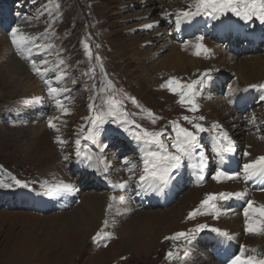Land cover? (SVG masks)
I'll use <instances>...</instances> for the list:
<instances>
[{
    "label": "rangeland",
    "instance_id": "rangeland-1",
    "mask_svg": "<svg viewBox=\"0 0 264 264\" xmlns=\"http://www.w3.org/2000/svg\"><path fill=\"white\" fill-rule=\"evenodd\" d=\"M191 3L192 0H0V264H222L224 260L209 253L208 240H200L212 235L214 242L218 234L209 229L190 241L165 240L166 236L186 232L200 223L236 236L232 241L221 237L215 242V246L222 243L221 259L238 254L242 247L256 249V253L247 254L264 256V236L245 232V201L219 202V219L211 215L187 219L208 192L246 188L249 199L264 204V184L256 178L222 183L209 178L222 165L226 171L235 172L239 168L242 172L243 163L264 155V93L251 87L264 84V47L247 50L244 45L243 54L231 57L224 51L227 47L221 48L216 43L218 35L214 33L205 35L203 40L210 53L197 56L193 45L199 36L179 44L168 34L176 26L170 28L167 18L175 22V13ZM211 19L220 27V36L239 30L249 34L246 27L240 28L241 23L264 33V24L255 18L244 21L228 13ZM191 22L181 23L184 29L180 31L192 30ZM13 28L32 37L24 50L11 43ZM257 33L252 36L254 41L264 37ZM85 43L91 47V58ZM40 45L54 47L45 51ZM27 56L29 61L24 64L22 58ZM42 59L49 63L41 65ZM32 60L47 69L43 76L32 70ZM101 64L116 82L115 93L105 91L107 83L101 75ZM204 73L208 75L205 77ZM58 76L61 79L57 80ZM171 77L184 83L203 77L196 97L198 112H189L178 103V96L161 87ZM216 79L219 82L214 88ZM46 81L68 91L51 97ZM226 81L230 83L228 86ZM112 94L123 101L128 121L135 124L109 118L104 126H112L113 139L98 137L99 143L95 145L82 140L84 151L94 157L102 156L107 163L109 171L103 173V164L101 171H97L76 156L75 140L82 137L81 128L88 124L85 118L91 115L89 104L94 102L98 109L106 108L103 101ZM129 97H135L141 107ZM56 99L62 101L70 115L61 113ZM235 101L239 106L243 102L253 103L250 113L238 114L239 106L232 107ZM149 110L161 118L155 124L148 117ZM185 115H203L206 119L200 123L209 129L213 123H220L235 141V152L221 160L213 151L215 131L201 133L209 148L204 151L208 162L205 184L198 182L196 175V183L187 184L186 177L193 175L190 165L184 170L180 185L173 180L168 184L171 188L178 187L168 206L145 210L136 207L125 191L128 187L134 192L139 190L143 148L156 150V146L136 141L132 132L122 128L140 125L149 131L165 129V142L169 143L167 137L174 136L171 121L191 129L182 119ZM235 115L242 117L237 128L232 127ZM57 117L54 122L59 132L48 124L50 118ZM58 136L67 143L58 144ZM136 148L139 152L134 154ZM245 151L251 152L252 157H245ZM125 160L136 164L132 172L128 171L131 164L126 165ZM71 163L81 164L84 173L79 176H87L83 186L82 180L78 182L71 175ZM209 168L213 171L210 175ZM16 179L27 182L29 187L16 185ZM61 182L71 183L77 190L49 194L50 187ZM112 196L115 201H110ZM147 196L141 193L132 198L137 205H143L141 201ZM105 219L109 220L107 228L103 225ZM101 229L111 239L94 242L92 237ZM82 237L87 240L83 242ZM170 250L176 252L171 261L166 258Z\"/></svg>",
    "mask_w": 264,
    "mask_h": 264
},
{
    "label": "snow or ice",
    "instance_id": "snow-or-ice-1",
    "mask_svg": "<svg viewBox=\"0 0 264 264\" xmlns=\"http://www.w3.org/2000/svg\"><path fill=\"white\" fill-rule=\"evenodd\" d=\"M228 13H231L244 21H252L255 18L264 24V0H192V3L187 8L180 9L175 13V23L177 28H179L181 23H190L198 16H209L213 19H219L221 16L227 15ZM165 15L171 16L173 14L165 13ZM148 27H151V25ZM10 35L11 43L18 50H24L27 48L29 42L32 40L31 36L22 33L19 28H13ZM203 40L204 37L200 36L197 38V42L193 45L196 49L195 54L197 56L201 54L207 56L211 51L203 43ZM187 46L188 45L185 44V47ZM39 47L46 51L48 48L54 46L40 45ZM84 47L87 51V55L91 58L93 53L90 45L85 43ZM40 63L41 65H47L49 61L42 59ZM60 63H63V60H61ZM31 64L32 70L36 72L37 75L43 76L47 71V69L38 67L35 60H32ZM101 69L103 70L102 64ZM207 75V73H204L205 77ZM59 79H61V77L58 76L57 80ZM203 82V77L193 80L190 83H184L180 78L171 77L164 84H162L161 87L167 88L170 92L178 96V103L182 106H186L189 112L196 113L199 111V105L196 101V97L199 95V87L202 86ZM46 83L48 84V95L51 97H59L62 93L68 91V89L52 86L49 81H46ZM251 87L264 89V84L251 85ZM108 90H112L113 93L116 91L115 85L111 80L107 81L105 91ZM129 99H131L132 103L136 104L137 107H141L135 97H129ZM103 103L107 105L106 108L98 109L94 102L89 104V111L91 112V115L85 118L88 121V124L81 128V132L83 133L82 137L75 140V154L77 157H80L87 162L89 167L95 168L97 171H101L100 165L103 164L102 171L103 173H107L109 168L107 163L103 160V157H94L89 152L84 151L82 148V140L90 141L94 145L98 144L100 132L103 126L109 122V118H113L117 122L125 124H135V122L128 121V113L124 110L123 101L117 99L115 94L107 96ZM56 107L60 109L63 115L71 114V112L65 108L64 104L59 99H56ZM148 117L151 118L153 124L156 123L157 119H161L160 117H156L150 110L148 111ZM54 119H58V117L49 119V127L59 132L60 129L57 127ZM182 119L192 126L191 129L182 126L178 121H171L170 125L174 136L169 135L167 137L169 143L165 142V129L149 131L148 129L141 128L140 125H135L137 131L131 133L134 139L138 142H142L146 146H156V150H151L148 147L143 148V156L141 157L142 171L139 175V184L141 187H146L147 189L153 191H162L163 188L172 181L173 173L182 166V161L186 158L191 160V167L196 174L197 181L203 182L208 162L204 151L201 150L197 152V150L201 147L199 143L201 133L215 131L216 143L213 151L221 160H223L227 154L235 152V141L229 136L227 131L223 129V126L220 123H213L211 129H209L200 123L206 119L203 115H185ZM252 122H255L254 118ZM124 131L128 132L129 129L125 127ZM56 142L61 145L67 143V141L59 136L56 138ZM243 155L245 157H252V153L248 151H245ZM65 159H67V157H65ZM124 163L126 165L131 164L128 168L129 172H132L136 167V164L131 163L128 160H125ZM241 178L245 181L256 178L258 182L264 184V155L256 156L249 159L248 162L243 163L242 172H229L223 168H217L211 176V179L217 183L239 180ZM109 183H111V181H109ZM124 183L127 184V181ZM15 184L24 188L29 187L27 182L20 179H16ZM116 186L119 185H114V187ZM76 190L77 189L73 184L61 182L51 186L49 194L61 191L74 192ZM233 199L246 202V206L243 208L245 232L250 235L264 236V204H257L255 200L249 199V192L246 188L241 191L206 193L204 198L199 202V205L188 213L187 219L195 220L198 216L206 215H211L215 219H219L221 215L219 202L231 201ZM115 200V196L110 197V201ZM112 208L113 203L110 202L108 204L109 212H111ZM108 224L109 220L105 219L103 222L104 228H107ZM206 229L219 234L228 241L236 239V236L229 233L227 230H222L218 227H210L207 223H200L186 232L179 231L171 236H166L165 240L179 241L183 239L185 241H190L195 238L196 234L204 232ZM92 239L94 242L100 243L106 239H111V236L101 229L92 237ZM104 246L106 247L107 244L105 243ZM248 252L256 253V249H245L242 247L238 254L230 257L226 256L224 264H264V256L247 254ZM175 257L176 252L171 250L167 252L166 258L168 260L171 261L175 259Z\"/></svg>",
    "mask_w": 264,
    "mask_h": 264
},
{
    "label": "bare ground",
    "instance_id": "bare-ground-1",
    "mask_svg": "<svg viewBox=\"0 0 264 264\" xmlns=\"http://www.w3.org/2000/svg\"><path fill=\"white\" fill-rule=\"evenodd\" d=\"M15 93H16V94L19 93V90H17ZM148 95H149V93H148ZM151 95H153V94H151ZM233 121H234L235 124H233L232 127L237 128V127H238V123L242 121V117H241L240 115H235V116L233 117ZM88 238H89V237H88ZM77 239H79V238L77 237ZM80 240H82L83 242H85V241L87 240V238H83V237H82ZM33 245H34V244H33ZM82 245H83V244H82ZM77 253H78V252H77ZM80 253H81V252H80Z\"/></svg>",
    "mask_w": 264,
    "mask_h": 264
}]
</instances>
